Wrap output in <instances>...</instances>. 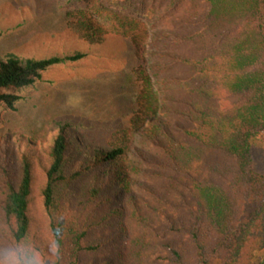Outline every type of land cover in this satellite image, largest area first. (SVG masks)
I'll use <instances>...</instances> for the list:
<instances>
[{
    "label": "trees",
    "instance_id": "obj_1",
    "mask_svg": "<svg viewBox=\"0 0 264 264\" xmlns=\"http://www.w3.org/2000/svg\"><path fill=\"white\" fill-rule=\"evenodd\" d=\"M72 1L71 35L130 41L135 108L103 146L0 137V264H262L264 0ZM85 57L0 58V105Z\"/></svg>",
    "mask_w": 264,
    "mask_h": 264
},
{
    "label": "rangeland",
    "instance_id": "obj_2",
    "mask_svg": "<svg viewBox=\"0 0 264 264\" xmlns=\"http://www.w3.org/2000/svg\"><path fill=\"white\" fill-rule=\"evenodd\" d=\"M81 5L72 0H0V58L86 55L51 68L31 88L16 92L15 111L0 105V137L18 147L49 143L59 125L73 126L70 130L88 146H103L134 111L140 85L132 74L138 63L130 41L110 35L99 45H88L71 35L66 14ZM250 168L264 177L263 138L252 142ZM254 259L264 264V251Z\"/></svg>",
    "mask_w": 264,
    "mask_h": 264
},
{
    "label": "clouds",
    "instance_id": "obj_3",
    "mask_svg": "<svg viewBox=\"0 0 264 264\" xmlns=\"http://www.w3.org/2000/svg\"><path fill=\"white\" fill-rule=\"evenodd\" d=\"M37 264H43V258H41L40 260H38Z\"/></svg>",
    "mask_w": 264,
    "mask_h": 264
}]
</instances>
